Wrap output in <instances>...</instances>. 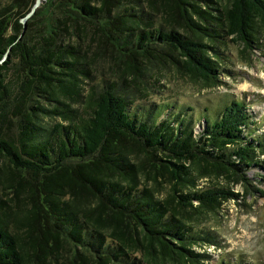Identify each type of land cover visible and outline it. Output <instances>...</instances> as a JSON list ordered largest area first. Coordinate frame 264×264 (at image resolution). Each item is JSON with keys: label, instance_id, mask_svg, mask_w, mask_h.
I'll return each mask as SVG.
<instances>
[{"label": "trees", "instance_id": "16d2710c", "mask_svg": "<svg viewBox=\"0 0 264 264\" xmlns=\"http://www.w3.org/2000/svg\"><path fill=\"white\" fill-rule=\"evenodd\" d=\"M35 2L0 8V264L201 263L192 214L240 195L197 178L249 185L264 141L242 100L196 135L135 102L163 71L218 83L211 52L256 48L264 0H46L25 28Z\"/></svg>", "mask_w": 264, "mask_h": 264}, {"label": "rangeland", "instance_id": "374dc122", "mask_svg": "<svg viewBox=\"0 0 264 264\" xmlns=\"http://www.w3.org/2000/svg\"><path fill=\"white\" fill-rule=\"evenodd\" d=\"M9 1L0 0V8ZM27 21L23 24L26 25ZM258 39L256 48H248L233 37L222 40L224 44H218L224 56L219 60L211 52L212 60L221 70L219 82L215 85L194 80L176 70L163 71L156 77L157 82L149 94L135 104L159 107L169 103L172 104L169 112L175 115L180 111L189 116L192 114L196 135L204 130L202 122L206 117L214 116L233 100H242L256 123L252 127L255 130L253 137L264 141V34L260 33ZM259 159L264 161V155L260 154ZM258 173L264 176L262 169L250 171L249 185L232 183L223 177L197 176V189L217 184L231 187L240 195L237 199L222 201L213 209L192 214L191 220L194 221H190V226L199 227L216 240V244L198 242L193 245L195 253L206 256L197 257L201 261L199 264H264V195L260 193L264 191V182ZM194 206L198 207L200 203L194 202Z\"/></svg>", "mask_w": 264, "mask_h": 264}, {"label": "water", "instance_id": "95a60500", "mask_svg": "<svg viewBox=\"0 0 264 264\" xmlns=\"http://www.w3.org/2000/svg\"><path fill=\"white\" fill-rule=\"evenodd\" d=\"M46 3V0H36L35 5L32 8V11L26 16V18L22 19L21 22L22 23H26V21L36 12V10L42 5ZM26 28V25H25ZM8 53H6V55L4 56V58L0 61V63H2L3 61H5L6 57H7Z\"/></svg>", "mask_w": 264, "mask_h": 264}]
</instances>
